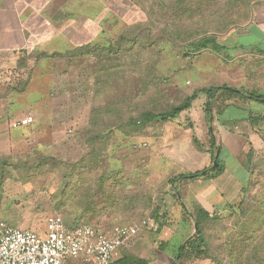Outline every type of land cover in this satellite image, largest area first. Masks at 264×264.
I'll return each mask as SVG.
<instances>
[{
  "label": "rangeland",
  "instance_id": "rangeland-1",
  "mask_svg": "<svg viewBox=\"0 0 264 264\" xmlns=\"http://www.w3.org/2000/svg\"><path fill=\"white\" fill-rule=\"evenodd\" d=\"M136 2L144 11L141 19L123 28L111 21L110 36L100 42L70 47L54 41L29 52H0V135L5 137L0 141V223L46 234L50 217L102 230L156 217L174 200L169 194L181 188L169 183V174L195 173L214 163L207 95L201 92L169 121L145 123L146 115L170 111L196 88L216 84L264 96V76L252 81L257 75L249 64L253 58L235 60L236 50L227 44L231 31L250 19L255 0ZM212 37L221 46L217 51L213 45H190ZM255 39L238 37L236 42ZM214 101L215 132L217 115L244 129L250 116L264 117V98L220 89ZM27 116L33 121L24 133L18 132L23 127L11 129ZM256 124L259 135L246 150L223 144L220 159L230 170L228 178L187 179L195 185L203 180V189L212 182L229 200L239 197L214 209L204 222L208 257L193 256L181 264H264V120ZM248 167L251 185L246 193H235L231 182L248 176ZM106 203L116 209L122 203L135 207L126 217L116 211L103 217L95 213L92 204L102 211ZM165 212V218L176 215ZM145 229L144 236L152 240L155 232ZM181 237L173 238L165 254L156 250L152 263L174 264ZM65 264L93 263L70 258Z\"/></svg>",
  "mask_w": 264,
  "mask_h": 264
},
{
  "label": "crops",
  "instance_id": "crops-1",
  "mask_svg": "<svg viewBox=\"0 0 264 264\" xmlns=\"http://www.w3.org/2000/svg\"><path fill=\"white\" fill-rule=\"evenodd\" d=\"M134 1L0 0V52H29L48 46L54 41H65L70 47H85L100 42L110 36L112 32L111 21L116 20L119 24L123 23V26L120 25L123 28L128 26V23L125 22L141 19L144 11L137 7ZM250 11V19L245 24L238 25L231 31L232 39L227 44H232L236 50L237 58L235 60H241L245 56L253 58V61L249 64L252 65L251 67L257 73L252 79L254 83H257L259 77L264 76V0H255L251 5ZM119 24L116 25L115 30H119ZM245 36H257V39L243 43L236 42V38ZM242 68L245 73V67ZM242 68L239 66V71ZM248 78L250 79V76ZM218 106L220 107V105ZM218 114L220 115V113ZM248 120L250 123L245 124L247 129H244V127L239 125L231 126L227 122H221L217 115L216 132H214L217 145L222 146V149L218 148L219 154L223 150L224 143L226 146H232V148L234 146L235 150L244 151L249 146V143L252 142L254 135H259L254 130H258L257 122L253 124L250 119ZM262 120H264V117H262ZM20 127H23V130L18 132L24 133V127H26L24 125L14 126L11 129ZM3 137V135H0V141L5 139ZM223 164L225 169L220 175L228 178L226 174L230 170L226 163ZM179 173H181L179 170H175L169 176L172 177ZM161 174L164 175L165 172L162 171ZM234 178L236 184L233 181L231 185L233 187L236 186V189L233 190L236 191L235 193L241 194L247 179L245 175L240 176L238 179ZM203 182V180L197 181V185H195L189 184L188 180L180 181L178 186H176L181 187L179 200L175 198L176 191H172L169 196L174 198V200L169 201L170 204L167 203V206L164 204L162 207L163 210L170 211L169 215L172 213H176V215L163 219L165 223L159 231L153 230L155 232L153 233L150 230L154 234L152 240H147V237L143 234L147 229H142L137 236L131 239L132 241L129 240L115 252L114 260H120L124 252H133L148 259L149 263L153 264L155 251L159 249L165 254L164 250L170 245L173 238L178 233H181L182 237L179 242L178 253L174 257V252H172L171 256L175 258L174 264L183 263L185 260H178L180 257L179 249L194 234L195 222L183 215V209L179 201L184 200L188 205L191 202L199 203L211 213L214 209L221 210L230 201L232 202V200L239 197L235 195L229 200L223 191L211 184L212 182L208 183L206 189H203ZM212 186L213 188H211ZM182 189L186 190L185 195L182 194ZM179 218L182 219L180 222L178 221L180 225H176L175 220ZM140 236L142 237L140 238ZM194 264L202 263L199 261Z\"/></svg>",
  "mask_w": 264,
  "mask_h": 264
},
{
  "label": "built area",
  "instance_id": "built-area-1",
  "mask_svg": "<svg viewBox=\"0 0 264 264\" xmlns=\"http://www.w3.org/2000/svg\"><path fill=\"white\" fill-rule=\"evenodd\" d=\"M32 121L33 117L27 116L13 126L30 125ZM46 228V234H42L0 223V264H65L70 258H80L85 263L110 264L115 252L141 229L157 231L159 223L147 217L139 224L107 231L86 223L67 225L50 217Z\"/></svg>",
  "mask_w": 264,
  "mask_h": 264
},
{
  "label": "trees",
  "instance_id": "trees-1",
  "mask_svg": "<svg viewBox=\"0 0 264 264\" xmlns=\"http://www.w3.org/2000/svg\"><path fill=\"white\" fill-rule=\"evenodd\" d=\"M134 2H136V0ZM136 4H137V2H136ZM190 45L196 49L206 48L210 45H213L215 51H217L218 48L221 47L218 45L217 39L215 37L205 38V39H202L198 42H193ZM220 89L228 90V93H230L231 95L241 96L242 98H253L256 100L264 98V96L261 94L258 95V94L251 93V92H245L242 89H239V90L233 89L232 87H226V85L216 84V85H211L209 87H207V86L198 87L193 91V93L191 95H189L181 103L176 105L172 110L167 111V112H163V113H160V112L159 113H157V112L148 113L144 119V122L148 123V122L157 120L158 118H162L163 121H169L171 119H174L181 112L189 109L192 106L193 102L198 98V96L201 92L206 93L207 101L205 103L206 104L205 113L207 114V117L210 119L211 128L209 129V134L212 137V139H211L212 140L211 152H212V159L214 160L216 157V153H217L218 148L222 149V146L217 145V143H216L214 128L212 125L213 124V104L215 102L214 100L216 98L217 91ZM218 108L220 109L219 106H218ZM220 110L222 111V109H220ZM259 119H262V117L257 118V117L250 116V120L253 124H255L254 122H258ZM24 126H28V125H24ZM220 154L217 158V161L219 163L217 166L212 165L210 167H206L205 170H203V171L200 170V171H196L195 173H191V172L190 173H179L177 175L170 177L169 183L174 184L176 187V186H178V183L182 180L196 178V177H199L201 175H211V174L214 176L220 175L221 173H223V171L225 169V165L221 162ZM203 172H205V173H203ZM247 175H248V176H246L247 181L243 187L244 193L247 192L248 186L251 185L250 183H251V179H252V171L250 170L249 167L247 170ZM259 177L260 178L257 181H261L260 179L262 178V174H259ZM123 179H125V178H123ZM263 188H264V186H263ZM113 189L115 190L114 187H113ZM179 195H180V192L177 191L176 197L178 198V200H179ZM132 197L135 198L134 196H132ZM117 199H119V196L117 197ZM120 199H121V197H120ZM125 199L127 201H130L131 197H126ZM179 202L181 203V206L183 209V215L185 217H188V219L194 220L198 229L180 247V249H179L180 257L178 258V260H186V259H189L193 256H194V258H198V259L199 258H207L208 257V251H207V247H206L207 241H206V235L203 231V224L207 219L213 217V214H211L209 211H207L199 203H196V202L192 203L191 202V204L188 205L187 203L184 202V200H180ZM241 202L243 203L244 201H241ZM129 204H131V201L129 202ZM129 204H123L122 203L116 209L112 203H106L105 207L103 208L104 210H102V211L98 209V206L96 204L95 205L92 204V208L96 209V211H97V212H95V211H92V212L99 213L102 215V217L105 216L106 214L111 215L113 213L118 212V213H116L117 215L121 214L119 217H121V216L126 217V216H128L129 212H133L132 209H133V207H135V206L129 205ZM129 208H130V210L128 212ZM146 208H149V204H148V207H146ZM165 217H166L165 211L159 212V215H157L156 217H153L159 223V229L157 231H159L164 226L165 222L163 219H165ZM13 226L21 228L23 230H28L27 228H22V227H19L16 225H13ZM108 230H112V229H108ZM110 264H150V263H149L148 259L141 257V256H138L133 252H124L123 257L120 260H117V261L113 260L112 263H110Z\"/></svg>",
  "mask_w": 264,
  "mask_h": 264
},
{
  "label": "water",
  "instance_id": "water-1",
  "mask_svg": "<svg viewBox=\"0 0 264 264\" xmlns=\"http://www.w3.org/2000/svg\"><path fill=\"white\" fill-rule=\"evenodd\" d=\"M219 150L217 151V153H216V157H215V159H214V163H213V166H217L219 163H218V161H217V158H218V156H219ZM203 173H205V172H203ZM197 229H198V227H197V225H196V223H194V233L197 231Z\"/></svg>",
  "mask_w": 264,
  "mask_h": 264
}]
</instances>
